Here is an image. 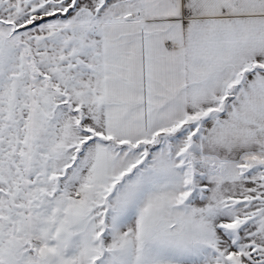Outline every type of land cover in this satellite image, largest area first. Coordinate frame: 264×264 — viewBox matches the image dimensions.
<instances>
[{"label": "snow or ice", "instance_id": "6c2138e0", "mask_svg": "<svg viewBox=\"0 0 264 264\" xmlns=\"http://www.w3.org/2000/svg\"><path fill=\"white\" fill-rule=\"evenodd\" d=\"M0 264H264V0H0Z\"/></svg>", "mask_w": 264, "mask_h": 264}]
</instances>
